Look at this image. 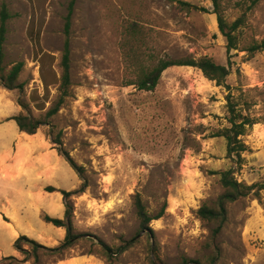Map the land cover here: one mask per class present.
Wrapping results in <instances>:
<instances>
[{
    "label": "rangeland",
    "instance_id": "374dc122",
    "mask_svg": "<svg viewBox=\"0 0 264 264\" xmlns=\"http://www.w3.org/2000/svg\"><path fill=\"white\" fill-rule=\"evenodd\" d=\"M175 1L76 0L70 97L50 119L52 128L42 126L31 137L11 119L23 113L19 99L42 120L58 101L71 0H0V12L6 5L11 14L5 65H25L19 80L23 93L0 84V261L10 256L23 261L15 250L20 236L59 246L66 230L44 217L63 219L64 201L46 189L73 191L86 182L85 193L71 199L74 234L85 237L63 259L43 254L39 264H108L99 241L117 250L133 240L116 264H150L151 257L157 264H208L213 226L202 222L198 211L224 193L217 173L232 168L238 182L264 185V51H246L264 41V0H221L224 21H241L238 50L230 54L212 0ZM123 7L140 11L151 48L161 57L232 63L226 87L191 67L166 70L153 92L126 87L133 73L123 60L112 16ZM230 92L241 105L248 102L246 113L261 121L243 138L249 151L242 166L227 159V141L216 137L230 127ZM58 135L82 177L51 142ZM136 194L151 215L166 209L150 225L152 239L141 231ZM215 244L218 264H264V190L228 206V221Z\"/></svg>",
    "mask_w": 264,
    "mask_h": 264
},
{
    "label": "trees",
    "instance_id": "16d2710c",
    "mask_svg": "<svg viewBox=\"0 0 264 264\" xmlns=\"http://www.w3.org/2000/svg\"><path fill=\"white\" fill-rule=\"evenodd\" d=\"M135 2L140 0H133ZM177 2L175 0H169ZM180 5L190 7L191 5L178 2ZM214 6V14L217 15L219 30L227 39V52L238 50V35L241 21H237L232 25L226 23L220 13L221 0H212ZM76 0H71L69 4V13L66 17L65 33L67 35L64 54L62 59L63 74L61 78L60 97L55 105L46 113L45 119H36L32 116L29 105L19 99L18 105L22 108L23 113L13 117V120L19 131L27 135H36L42 126L52 128L50 119L56 116L65 105L70 97L71 87V51H70V31L71 22L74 12ZM114 19L115 33L120 38V47L123 60L132 69L133 75L126 81L125 86H134L140 91L153 92L156 90L163 73L172 67H191L200 70L204 77L215 82L218 86L226 87V79L231 74L232 63L229 66L216 64L208 57L199 60L193 58L170 59L161 57L151 48L149 40L148 27L145 26L141 13L135 9L115 10L112 14ZM11 20V14L6 5L2 6L0 12V84L3 88L9 91H18L23 93L24 85L19 82L20 76L24 70V63L19 62L12 68L5 65V50L4 46L7 40L8 22ZM250 54H255L264 51V41L256 42L246 49ZM228 88V87H227ZM228 123L230 127L218 133L216 137H223L227 141V159L231 163L242 166V155L249 151L248 146L243 141L249 129L256 124L261 123L260 119L252 117L250 113V104L248 102L240 104V101L230 92L227 97ZM245 105V106H244ZM51 142L57 146L58 154L66 159L73 170L82 177V169L77 167L73 159L64 150L61 137L58 135L51 139ZM220 183L224 193L214 202L213 206L205 204L198 211V217L204 223H207L212 228L209 247L213 248V254L208 259V264H218L220 260V250L216 246V240L225 228L228 221V206L237 202L240 199L248 198L252 195H258L264 190V185H251L238 182L236 172L232 168L218 172ZM87 189L86 182L83 183L80 189L73 191H65L55 187H48L46 191L50 194L59 193L63 197L65 206V215L63 219L52 218L45 215L44 222L51 224L56 228L66 230L64 241L57 247H46L38 241L27 236H20L15 243V250L24 256L23 261H20L15 256L4 257L0 264H21L28 262L31 259L35 260L34 264L40 263V258L44 254L47 257L63 259L66 252L82 240L84 235H75L73 227L74 206L71 202L72 197L85 193ZM134 206L137 219L140 222L141 231L147 232L152 239L153 230L150 225L153 221L161 219L166 211L163 208L159 214L153 216L149 213L140 194L134 196ZM135 241L126 242L125 246L117 250H113L108 245L99 241L100 254L106 259L108 264H116L117 258L128 251ZM26 243L30 246V250L23 248L22 244ZM154 251V248H152ZM155 255V254H154ZM150 264H157L156 258H150ZM183 264H202L200 261H187Z\"/></svg>",
    "mask_w": 264,
    "mask_h": 264
},
{
    "label": "crops",
    "instance_id": "0c3cea01",
    "mask_svg": "<svg viewBox=\"0 0 264 264\" xmlns=\"http://www.w3.org/2000/svg\"><path fill=\"white\" fill-rule=\"evenodd\" d=\"M23 134H25V133H23ZM29 136H30V135H29ZM33 136H35V135H32L31 137H33ZM14 232L17 234L16 230H14Z\"/></svg>",
    "mask_w": 264,
    "mask_h": 264
},
{
    "label": "water",
    "instance_id": "95a60500",
    "mask_svg": "<svg viewBox=\"0 0 264 264\" xmlns=\"http://www.w3.org/2000/svg\"><path fill=\"white\" fill-rule=\"evenodd\" d=\"M143 233H145V232H143Z\"/></svg>",
    "mask_w": 264,
    "mask_h": 264
}]
</instances>
